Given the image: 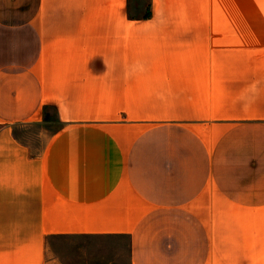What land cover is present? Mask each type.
<instances>
[{
	"label": "crops",
	"instance_id": "obj_1",
	"mask_svg": "<svg viewBox=\"0 0 264 264\" xmlns=\"http://www.w3.org/2000/svg\"><path fill=\"white\" fill-rule=\"evenodd\" d=\"M146 8L0 0V264H264V20Z\"/></svg>",
	"mask_w": 264,
	"mask_h": 264
},
{
	"label": "rangeland",
	"instance_id": "obj_2",
	"mask_svg": "<svg viewBox=\"0 0 264 264\" xmlns=\"http://www.w3.org/2000/svg\"><path fill=\"white\" fill-rule=\"evenodd\" d=\"M234 12L243 21L264 20V0H147L146 10L131 18L163 22L233 20ZM80 246L79 254L77 248L74 253L73 247L66 245V264H130L126 247L93 238H83Z\"/></svg>",
	"mask_w": 264,
	"mask_h": 264
}]
</instances>
